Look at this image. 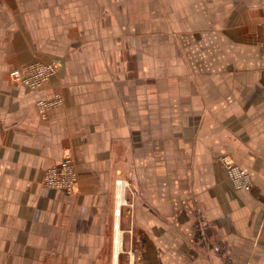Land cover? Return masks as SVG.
Wrapping results in <instances>:
<instances>
[{
  "label": "crops",
  "instance_id": "crops-1",
  "mask_svg": "<svg viewBox=\"0 0 264 264\" xmlns=\"http://www.w3.org/2000/svg\"><path fill=\"white\" fill-rule=\"evenodd\" d=\"M0 264H264V0H0Z\"/></svg>",
  "mask_w": 264,
  "mask_h": 264
},
{
  "label": "built area",
  "instance_id": "built-area-1",
  "mask_svg": "<svg viewBox=\"0 0 264 264\" xmlns=\"http://www.w3.org/2000/svg\"><path fill=\"white\" fill-rule=\"evenodd\" d=\"M56 71L55 65L29 66L22 71H13L9 75V81L20 83L30 90H37L44 84L47 78ZM59 98L52 101L38 100L37 111L42 119L46 118L48 109L58 105ZM226 175L235 190L249 192L251 187L250 175L231 163L227 158L220 159ZM44 184L49 189H59L68 194L75 192L76 178L71 168V160L67 156L59 165L48 169L44 175Z\"/></svg>",
  "mask_w": 264,
  "mask_h": 264
},
{
  "label": "rangeland",
  "instance_id": "rangeland-1",
  "mask_svg": "<svg viewBox=\"0 0 264 264\" xmlns=\"http://www.w3.org/2000/svg\"><path fill=\"white\" fill-rule=\"evenodd\" d=\"M55 65V67H56V71L55 72H53L48 78H47V80L44 82V84L46 83V82H48V80L58 71V69L60 68V65L57 63V62H49V63H46V64H40V63H37V64H33V65H30V67L31 66H48V65ZM29 67V66H28ZM14 71H19V70H14ZM13 72V71H12ZM11 83H14V82H11ZM18 84H20V83H18ZM43 84V85H44ZM20 85H22V84H20ZM43 85H41V87L43 86ZM24 88H26L24 85H22ZM40 87V88H41ZM26 89H28V88H26ZM39 89V88H38ZM37 89V90H38ZM28 90H30V89H28ZM30 91H35V90H30ZM59 98L60 99V97L59 96H57V95H55V96H53L51 99H48V100H44V99H41V100H44V101H52V100H54L55 98ZM40 100V99H39ZM60 102H61V100H60ZM37 103V102H36ZM60 104V103H59ZM59 104L58 105H56V106H54V107H52V108H50V109H48V111H47V113H46V115L48 114V112H49V110H51V109H53V108H55V107H57V106H59ZM36 111H37V106H36ZM37 114H38V111H37ZM39 115V114H38ZM69 157L70 158V160H71V157L69 156V155H66V156H64L62 159H61V161L65 158V157ZM223 158H225V157H223ZM228 159V158H227ZM229 160V159H228ZM60 161V162H61ZM60 162L57 164V165H59L60 164ZM230 162L231 163H233L231 160H230ZM221 163V162H220ZM234 164V163H233ZM56 165V166H57ZM54 167V166H53ZM223 167V166H222ZM52 168V167H51ZM71 168H72V171H73V174H74V176H75V178H76V174H75V171H74V168H73V166H72V162H71ZM50 169V168H49ZM225 174H226V172H225ZM226 177H227V175H226ZM227 179H228V177H227ZM44 182V181H43ZM45 185V184H44ZM76 185H77V181H76ZM130 185L126 182V181H124V180H122V179H117V180H115V182H114V218H115V215H116V211L118 210V212H119V215L117 216V218H119L120 217V214L122 213V210L123 209H128V211H129V215H131V210H132V208H133V201H131V193H132V188L131 187H129ZM46 187V186H45ZM251 187H252V183H251ZM251 187H250V190H251ZM47 188V187H46ZM249 190V191H250ZM75 191H76V188H75ZM239 191H241V190H239ZM243 192H245V191H243ZM120 202V203H119ZM117 235L119 236V240L121 241V239H122V236H121V234L119 233V232H116V233H114L113 234V236H114V240H115V238L117 237ZM124 236V239H126L125 238V236L126 235H123ZM116 248V247H115ZM114 248V250H113V255L114 256H116L117 255V258L119 257H122V256H126V253L125 254H122L121 252L123 251V252H125V249H124V247H122V242H119V246H118V249L116 250ZM129 251H131V250H128V252ZM117 252V253H116ZM127 252V251H126Z\"/></svg>",
  "mask_w": 264,
  "mask_h": 264
},
{
  "label": "bare ground",
  "instance_id": "bare-ground-1",
  "mask_svg": "<svg viewBox=\"0 0 264 264\" xmlns=\"http://www.w3.org/2000/svg\"><path fill=\"white\" fill-rule=\"evenodd\" d=\"M120 203V202H119ZM117 213H118V210H117Z\"/></svg>",
  "mask_w": 264,
  "mask_h": 264
}]
</instances>
